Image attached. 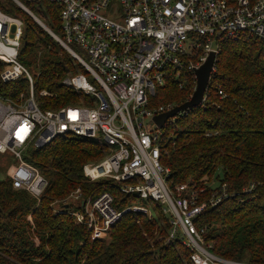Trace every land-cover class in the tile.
Masks as SVG:
<instances>
[{
	"label": "trees",
	"instance_id": "trees-1",
	"mask_svg": "<svg viewBox=\"0 0 264 264\" xmlns=\"http://www.w3.org/2000/svg\"><path fill=\"white\" fill-rule=\"evenodd\" d=\"M18 1L62 35L58 5ZM0 11L24 24L19 61L35 79L39 108L81 105L82 97L62 85L68 75L84 72L81 65L14 0H0ZM5 66L0 61V75ZM176 74L168 69L151 106L176 107L191 99L194 73L184 68L180 77ZM28 89L25 79L4 84L0 78V98L6 102H17ZM43 91L49 96H41ZM162 148L161 161L171 170L175 190L189 183L207 200L213 189L209 182L217 180L236 194L195 220L198 229H205L211 252L230 261L264 264V43L243 39L222 46L205 101L166 126ZM106 155L99 143L75 136L33 149L25 160L48 182L38 200L13 188L14 158L0 154L11 162L3 166L0 161V264H193L190 250L169 240L171 217L160 206L152 216L125 214L106 239H93L86 225L76 224L72 212L80 206L66 207L62 201L79 188L87 197L111 193L119 210L138 202V196L124 195L112 180L85 177L84 166ZM251 185L254 191L245 192Z\"/></svg>",
	"mask_w": 264,
	"mask_h": 264
},
{
	"label": "built area",
	"instance_id": "built-area-1",
	"mask_svg": "<svg viewBox=\"0 0 264 264\" xmlns=\"http://www.w3.org/2000/svg\"><path fill=\"white\" fill-rule=\"evenodd\" d=\"M47 1L60 8L62 35L38 17L40 23L32 18L84 70L62 81L82 97V104L55 111L39 108L35 79L19 61L24 24L0 11V61L6 65L1 81L25 79L29 88L17 102L0 98V154L14 158L13 188L40 200L48 186L40 170L25 160L24 150L43 148L58 137L90 139L102 145L107 155L86 164L85 177L90 182L112 180L124 195L138 196V202L121 210L109 192L87 197L79 188L62 201L66 207L80 206L72 214L76 224L93 232V239H106L127 213L152 216L155 206H160L171 217L169 240H179L188 248L193 264H248L215 256L205 229L195 224L206 210L236 194L226 184L212 186L207 200L202 199L204 191L194 190L189 183L175 190L171 170L162 164L164 129L189 110L154 131L153 119L174 106H151V101L165 85L168 69L177 72V78L184 68L195 75L211 53L218 57L227 42L256 39L264 43V0ZM192 57L198 60L189 61ZM254 189L251 185L245 192Z\"/></svg>",
	"mask_w": 264,
	"mask_h": 264
},
{
	"label": "water",
	"instance_id": "water-1",
	"mask_svg": "<svg viewBox=\"0 0 264 264\" xmlns=\"http://www.w3.org/2000/svg\"><path fill=\"white\" fill-rule=\"evenodd\" d=\"M32 17L38 23H40L39 19H37L34 16ZM12 31L13 32L15 31V27H13ZM216 59H217L216 54L211 53L207 61L195 71L196 89L191 99L188 102L184 103L181 106H176L173 109L161 115H158L153 119V124H154L153 130L154 131L157 129H163L170 119L176 117L181 112H185L187 110L199 107L203 103L205 94L210 84L211 76L215 68Z\"/></svg>",
	"mask_w": 264,
	"mask_h": 264
},
{
	"label": "rangeland",
	"instance_id": "rangeland-1",
	"mask_svg": "<svg viewBox=\"0 0 264 264\" xmlns=\"http://www.w3.org/2000/svg\"><path fill=\"white\" fill-rule=\"evenodd\" d=\"M32 72L35 73L34 71H32ZM32 150L33 149H31V148H28V149L24 150L23 151V157L25 158V157L29 156L31 154ZM7 159H8L7 157L1 156L0 161H1L3 166H8L9 163H11V162H8ZM0 177L3 178L4 177V173L1 172L0 173ZM209 184H210V186H214L215 188H217L219 186V181L215 180L213 182H209Z\"/></svg>",
	"mask_w": 264,
	"mask_h": 264
}]
</instances>
